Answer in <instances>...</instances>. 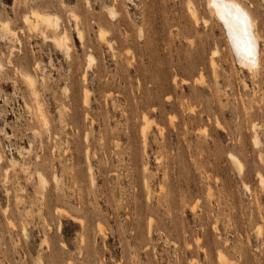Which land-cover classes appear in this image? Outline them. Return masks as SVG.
Wrapping results in <instances>:
<instances>
[{"label":"rangeland","instance_id":"obj_1","mask_svg":"<svg viewBox=\"0 0 264 264\" xmlns=\"http://www.w3.org/2000/svg\"><path fill=\"white\" fill-rule=\"evenodd\" d=\"M209 1L0 0V264H264V0L254 68Z\"/></svg>","mask_w":264,"mask_h":264},{"label":"bare ground","instance_id":"obj_2","mask_svg":"<svg viewBox=\"0 0 264 264\" xmlns=\"http://www.w3.org/2000/svg\"><path fill=\"white\" fill-rule=\"evenodd\" d=\"M209 2L211 4L214 12L216 13V15L222 20V22L225 26L228 41H229V43H230V45L234 51V54H235L238 62L242 65H245L246 67L248 66V67L254 68V66H256V64H257L259 51L257 52L258 49H257V43H256V36H255L254 31H253L254 21H252L249 13L246 10H244L239 5V3H237L233 0H210ZM31 17H33L35 23L43 22V23H47V24H50V23L52 24V22L54 21L50 15L44 14V13H41L38 11H32ZM25 19H28V17H26ZM56 22H57V18L55 19V22H53V24ZM4 25L6 26V24H4ZM2 31H4V30H2ZM3 34H4V32H3ZM63 37H64V35H63ZM98 37H102V35L99 33ZM57 40H58V38H57ZM58 42H59V40H58ZM56 43H57V41H56ZM57 45H59V44H57ZM61 45L63 46V44H61ZM61 45H60V47H61ZM144 127H143V129H144ZM142 131H144V130H142ZM255 144H256V142H255ZM231 158L234 159L235 162H237V163L239 162L237 157H235L234 155H231ZM42 180H40V182Z\"/></svg>","mask_w":264,"mask_h":264}]
</instances>
